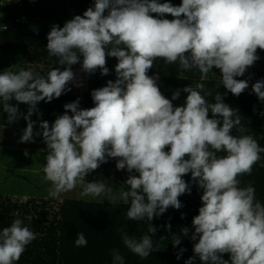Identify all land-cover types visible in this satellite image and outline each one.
<instances>
[{"label":"clouds","instance_id":"clouds-1","mask_svg":"<svg viewBox=\"0 0 264 264\" xmlns=\"http://www.w3.org/2000/svg\"><path fill=\"white\" fill-rule=\"evenodd\" d=\"M6 9L2 19L9 14L8 5ZM21 18L0 28L13 30L21 25L14 21ZM46 38L48 58H54L58 67L46 75L32 68L0 72V107L8 124L21 117L26 121L18 143H34L35 137H42L46 155L41 170L44 181L51 184L49 195L60 199L79 186L82 198L110 196L113 188L106 181L87 182L86 177L115 159L116 170L128 173L123 182L127 190L119 192V201L131 200L126 218L148 222L147 234L137 239L123 232L122 242L146 259L160 246L154 249L157 227L151 222L169 208L181 209L179 197L191 194L194 184L201 190L202 206L191 221L190 239L195 243L185 264H194L197 258L201 264H264V204L251 183L240 187L238 179L251 175L264 148L252 135L243 134L240 115L224 102L229 93L239 97L249 88L251 75L237 78L260 59L257 50L264 51V0H182L178 6L169 0H94L62 27L53 24ZM108 57L117 60L116 78L91 91L95 106L81 108L78 97L63 105V114L51 125L41 120L42 131L35 130L37 122L31 117L42 115L37 107L41 101L49 103L70 92L69 85L83 86L72 66L80 64L81 73L87 75L99 70L108 76ZM157 60L178 64L184 72L196 70L200 81L218 69L217 88L222 85L225 92H216L215 102H209L212 90L198 82L166 98L158 85L159 74L148 75ZM181 92L187 96L175 106ZM251 92L264 102V79L252 83ZM20 104L28 106L26 113L20 112ZM233 129L240 135H233ZM188 174L190 183L183 178ZM161 227L171 231L172 226ZM189 233L183 227L173 234V247ZM36 238L17 215L0 230V264H17ZM87 243L84 233L78 232L74 245ZM185 251L181 248L176 259ZM112 260L124 264L118 250Z\"/></svg>","mask_w":264,"mask_h":264},{"label":"trees","instance_id":"trees-1","mask_svg":"<svg viewBox=\"0 0 264 264\" xmlns=\"http://www.w3.org/2000/svg\"><path fill=\"white\" fill-rule=\"evenodd\" d=\"M29 1L31 0H14L13 2L0 0V4L5 3L10 8L8 9L9 14H6L7 17L0 21V26L7 25L16 17H24L26 20L24 24L15 25L13 30L0 33V60L15 56L20 61L23 54L28 51L47 53L46 37L51 26L58 24L62 27L65 21L75 15H82L94 3V0H38L31 5ZM116 63L115 58H107L106 66L110 71L108 76H102L99 70L88 75L89 83L84 99L85 109L95 106L90 95L92 90L105 86L108 80H115L114 67ZM16 64L19 63L16 62ZM214 71L215 73L210 76L219 72L218 69ZM154 74H157L156 62L148 73L150 76ZM219 75L220 72L216 78L211 77L207 81L159 77L158 85L165 97L171 99L173 91L189 85L195 87L198 82H202L206 89L212 90L213 96L207 99L214 103L216 92L219 91L221 94L225 92L222 85L217 88ZM258 78L262 79L259 75ZM186 96L187 93L181 92L180 98L173 101V104L175 106L182 105ZM224 102L236 109L237 114L240 115L242 126L246 129L243 134L252 135L264 148V115H261L264 112V102L259 101L255 94H252L251 83L239 97L229 93L224 97ZM232 134L240 135L235 129ZM21 149L19 151L27 158L24 154L25 150ZM9 151L19 152L13 148ZM33 151L27 150L28 156L35 158V162L29 161L30 165L23 167L26 168V173L19 174L21 176L19 181L23 183L22 187L19 185L17 190L11 186L0 188V230L10 226L18 215L25 225L37 234V238L26 246V250L17 264H113L112 253L116 250L123 255L124 264H185V261L193 256L192 248L195 242L190 239L191 221L195 215H198V209L202 206L201 190H198L194 184L191 185V194L186 193L179 197L183 204L181 209L169 208L161 217L154 218L151 222L157 227V232L153 236L154 249L156 244L160 246L146 259H141L124 246L122 234L126 232L129 236L139 239L142 235L147 234L148 222L146 220L132 221L126 218L131 200L127 203L119 201V192L127 190V186L123 182L127 179L128 173L126 171L117 172L115 159H109L107 163L102 164L86 177L87 182L97 179L106 181L113 188L110 196L82 198L79 195L81 189L77 186L73 191L62 194L60 199L50 195L47 199H43L42 197L46 196L48 192L44 191L46 188L41 186L45 187L51 184L44 181L43 172L34 174L36 173L34 171H38L37 169H40L45 163L46 152L34 153ZM218 155H224V153ZM112 167L116 172L114 174L110 173ZM34 177L42 181L37 180L38 185L31 186L26 179ZM183 178L186 182H191L190 174ZM238 179L240 187L251 183L256 189L257 200L264 204V153H261V160L253 166L251 175L245 174ZM113 199L116 200L115 203L112 202ZM182 213L184 214L183 219L181 218ZM167 223L171 224V231H166L161 227ZM183 227L190 229L189 237H182L181 244L174 248L171 236L179 234ZM78 232H83L88 241L84 247L74 245ZM160 237L167 239L161 241ZM181 248L186 251L181 259L177 260L176 254ZM223 258L228 259L229 257L225 254ZM194 264H201V262L197 258Z\"/></svg>","mask_w":264,"mask_h":264},{"label":"rangeland","instance_id":"rangeland-1","mask_svg":"<svg viewBox=\"0 0 264 264\" xmlns=\"http://www.w3.org/2000/svg\"><path fill=\"white\" fill-rule=\"evenodd\" d=\"M10 1L13 2L14 0H8V2H10ZM160 2L163 3V2H165V0H161ZM169 2L172 3L174 6H178L182 2V0H169ZM6 11H7V9H6L5 4H4V6H0V21L3 17V15L6 13ZM164 18H167L169 20L173 19V17L171 15H166ZM257 54L260 56V59L255 62L254 66H252L251 68L248 69V71L245 73V75L243 77H239L237 79H247L248 76L251 75L252 79L249 81V83H251V84L255 83L256 80H259L258 75L261 76L262 79H264V51H261L258 49ZM53 60H54V58H53ZM53 60H50L48 58V53H46V52L28 51V52L23 54L20 61H19V58L15 57V56H11L8 59L0 60V72L8 69L9 67H11L12 71H14V72L18 71L21 68H23V69L32 68L36 71H39L42 75H46L47 72L52 67H58V65H54ZM16 62H18L19 64H16ZM41 65H43L42 68H41ZM80 67H81L80 64L73 65L72 71L76 74L77 79L83 81V86L77 88L75 86L69 85V87H71V89H72L70 92L62 94L59 98L53 99L49 103H42V102L39 103L38 104L40 107L39 111H40V113H42V115L39 117V119L43 120L44 117H46L48 115L47 112H48L49 108H53L55 110H58L60 113H63L64 112L63 105L65 103H69V102L76 100L78 97L80 98V107L84 108V99H85L86 89H87V86L89 83V81H88L89 76L87 74L81 73ZM258 67H260V69H258ZM61 70H63V68H61ZM214 70H215V68L213 69V72H210L208 74V77H209L208 79H211V77L216 78L217 74H219V72H217L214 76H210V74L215 73ZM156 71L159 74V77H161V78L179 79V80L189 79V80H193V81H200V73L198 71L191 70V71L184 72V71H181L179 69L178 64L165 65L163 60H157L156 61ZM205 81H207V80H205ZM1 109H2V107H0V110ZM52 113L61 115L60 113H57L54 111ZM69 114H71V113H69ZM25 127L26 126H24V128ZM12 129L14 132L17 133V135L19 137L23 134V132L18 133L19 126H13ZM40 131H42V130H40ZM35 140L40 141L42 143L41 145L43 146L42 150H45L44 148L46 147V145L43 143L42 137H35ZM3 154H4V156H12L16 160H24L25 159L23 153H21V152H10L9 150H4ZM26 157H27L28 161L35 162V158H32L31 156H28V155ZM28 165H30V164H28ZM33 165H35V164H33ZM39 165H37V167H39ZM40 166H42V165H40ZM110 173L111 174L116 173L115 171H113V167H112ZM0 181H1V179H0ZM31 186H34V185H31ZM47 197L48 196H45L42 198L47 199Z\"/></svg>","mask_w":264,"mask_h":264},{"label":"crops","instance_id":"crops-1","mask_svg":"<svg viewBox=\"0 0 264 264\" xmlns=\"http://www.w3.org/2000/svg\"><path fill=\"white\" fill-rule=\"evenodd\" d=\"M42 103H46L41 101ZM40 102V103H41ZM12 104H16L15 101H11ZM27 105L25 104H20L19 105V110L21 113H26L27 112ZM38 109L40 110L39 105L37 106ZM45 107V106H44ZM57 112L60 113L58 110H55L53 108L48 109V115L44 117L43 121H48L49 124L55 120L57 115L59 114H53L52 112ZM63 114V113H60ZM54 116V117H53ZM32 120L36 121V129L35 130H40L39 129V123L42 119H38L37 116L34 114L32 117ZM13 126H19L18 133H22L24 126H26V121L21 117L18 119L16 122L12 124L7 123V114L2 112V109L0 110V184L2 185L0 188H4L6 186L8 187H14V189L17 190L19 185L22 187L23 183L19 181V178L21 176L19 174L26 173V168H23L24 166L28 165V160L25 158L24 160H16L12 156H4L3 151L4 150H9L13 148L14 150H29L33 151L34 153H40L42 151L46 152L45 150H42V143L38 140H35L34 143H18L20 137L17 135L16 132L13 131L12 127ZM20 152V151H19ZM42 167L40 169H37L38 171H34L38 174L39 172H42ZM9 173V174H8ZM37 180L40 182L42 181L41 179H36L34 178H27L26 181L30 182V185L36 186ZM38 185V184H37ZM41 186V185H39ZM42 188H46L44 191H47L48 194L46 196H49L51 185H47L45 187L41 186ZM15 194V193H14ZM38 194V192H37ZM38 197V196H37ZM45 197V196H44Z\"/></svg>","mask_w":264,"mask_h":264},{"label":"built area","instance_id":"built-area-1","mask_svg":"<svg viewBox=\"0 0 264 264\" xmlns=\"http://www.w3.org/2000/svg\"><path fill=\"white\" fill-rule=\"evenodd\" d=\"M38 0H31V1H29V4H34L35 2H37ZM14 23L15 24H22V23H24V18H21V19H19V20H15L14 21ZM8 29H12V27H2V28H0V31H7Z\"/></svg>","mask_w":264,"mask_h":264}]
</instances>
